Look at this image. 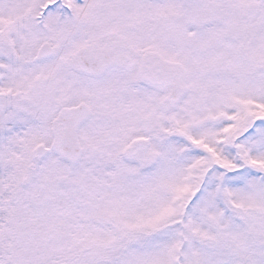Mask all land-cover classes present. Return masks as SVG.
<instances>
[{
  "label": "snow or ice",
  "instance_id": "1",
  "mask_svg": "<svg viewBox=\"0 0 264 264\" xmlns=\"http://www.w3.org/2000/svg\"><path fill=\"white\" fill-rule=\"evenodd\" d=\"M0 264H264V0H0Z\"/></svg>",
  "mask_w": 264,
  "mask_h": 264
}]
</instances>
